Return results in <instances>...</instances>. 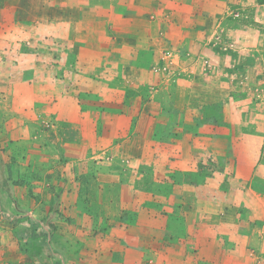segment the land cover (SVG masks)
I'll return each mask as SVG.
<instances>
[{
  "label": "rangeland",
  "instance_id": "obj_1",
  "mask_svg": "<svg viewBox=\"0 0 264 264\" xmlns=\"http://www.w3.org/2000/svg\"><path fill=\"white\" fill-rule=\"evenodd\" d=\"M102 1L29 0L27 13L0 20V264H122L118 246L143 218L172 264L189 234L190 264L212 241L225 260L240 257L225 234L264 218L234 205L248 200V135L264 138L248 125L256 112L264 123V0H134L124 38L136 46L104 25L118 17ZM205 25L217 26L210 40ZM218 81L222 106L237 105L232 172L196 138L202 118H227L197 91ZM189 125L199 145L186 144ZM216 186L237 218L204 221L186 204Z\"/></svg>",
  "mask_w": 264,
  "mask_h": 264
},
{
  "label": "crops",
  "instance_id": "obj_2",
  "mask_svg": "<svg viewBox=\"0 0 264 264\" xmlns=\"http://www.w3.org/2000/svg\"><path fill=\"white\" fill-rule=\"evenodd\" d=\"M29 0H0V16L3 15V19H0L2 21H14L15 18H13L14 15H20L23 13H27L29 10ZM60 1V0H58ZM71 0H69L70 2ZM74 1H72L73 3ZM56 3V1H54ZM53 2L52 4L55 5ZM59 3V2H58ZM102 3L105 5V7L109 8L112 11H115L117 13V19L113 21L112 19H106L107 22H105V26H109L111 32L115 36L116 40L124 44L126 41H129L132 45H138L137 39H131L129 36L127 40H125L126 33L124 32L128 28H133L134 25L132 24V20L136 19L137 17L132 16L131 13H136L137 11L133 9L132 4L134 3V0H103ZM76 6V4H73ZM126 6V7H125ZM219 6V4H218ZM110 12V11H109ZM125 13L131 14V16L128 18ZM108 13V11H107ZM147 14H150V10H146ZM122 14V15H121ZM135 21V20H134ZM6 27V26H5ZM205 29H207V25L204 26ZM214 28H217L216 25H212V27L208 28L210 29L209 36H207V40H210V35L214 33ZM5 32V31H4ZM6 33V32H5ZM4 33V38H1L3 36H0V44H6V34ZM11 35V33H10ZM205 36V34H204ZM11 38H9L10 40ZM123 40V41H122ZM125 40V41H124ZM152 40V41H151ZM11 41V40H10ZM117 42V44H119ZM156 40L154 38H150L149 45L155 44ZM12 42L9 43L11 45ZM199 46V45H198ZM193 50H196V48H192ZM203 49V48H202ZM6 52V50L4 51ZM9 52V51H8ZM218 85L213 86H200L198 87L197 91L203 94H211L209 99H205V104L211 102H216L219 104L220 108H223L225 110V113L227 114V118H225L222 122V115L216 119V121H212L209 125V121L205 118H202L199 122V126L197 127V133L198 136H196L197 139H201L202 143H206L211 145L208 149L205 147H202V150L204 152L212 151L216 156L217 155H226V165H227V172L234 171V167L236 166V160L234 159L236 157V135L237 131L234 126L232 112V109L236 108V104L234 101L230 100L228 102H225L222 106L221 100V92L223 90L221 89L222 85L220 81L217 82ZM245 105V104H243ZM188 112L190 110H187ZM196 115L199 117L200 110L196 111ZM187 114V113H186ZM262 116V113H253L252 115L248 114V125L250 131H254V133L257 134H264V123L263 119L259 118ZM195 117L194 115L190 114L187 118ZM203 117V116H201ZM143 119V118H142ZM150 120H154V117H148ZM194 123V120L192 119V123ZM188 124V123H187ZM221 124H223L225 127L221 128ZM258 128H257V127ZM186 133H182V136H184V140L187 145L192 142H196L199 145V141H194V138H192L193 134H190V125L187 128ZM249 133V132H248ZM195 136V135H194ZM254 140V142H253ZM247 141V140H246ZM199 150V147H198ZM219 156V157H220ZM255 156V157H254ZM262 156V158H261ZM261 158L262 162L261 165L258 164V159ZM248 200L244 199V202L239 201L235 202L234 205H244L245 208L248 209V218L255 217L254 213H258L259 215L264 214V138L256 139L254 137H250L248 135ZM216 180V183H215ZM217 178L213 180L212 185H218ZM208 186V185H207ZM207 186H204L207 188ZM214 188V187H212ZM219 187L216 186V189H213V195L211 198H196V201L194 202V199H190L189 195H186L187 203L188 205L195 204L198 206L199 214H202V218L205 220H231L230 218H237V214L235 212L236 207H229L227 214L223 211L222 205L228 204L221 202L218 193L216 190H218ZM186 193L189 194V189L185 187L184 189ZM188 190V191H187ZM229 205V204H228ZM236 205V206H237ZM212 207L213 212H208L206 208ZM254 212V213H253ZM211 213V214H210ZM144 216V214H143ZM209 216V217H208ZM264 216V215H263ZM145 217V216H144ZM262 216H259L258 219L254 220V222L257 223L254 224L252 229H242L240 230V234L235 236L233 234L227 233L225 235H228V239L230 241L237 243L233 244L229 241V247H233L234 255H237L239 253L241 256L238 257H232L229 256L226 260L224 257H222L221 251H223V248L220 246L221 244L212 241L211 244L202 245V250L199 251V259L197 260V264H264V218ZM261 218V219H259ZM245 218V220H249ZM263 223V224H262ZM152 222H145V218L140 220L139 226H133L127 229L125 233V244L124 247H119L118 250H120L123 253L121 263L122 264H172V254L168 256H162V252L158 250L159 244L154 240V233L153 228L150 227ZM251 225V221L249 222ZM196 235H198L201 239L204 238L205 232L203 234L202 231H197ZM189 238H192L189 234V237L187 239H182V242L179 243V245L182 247L181 250L178 251V253H181V260L180 264H190L189 259L187 257V247L189 245ZM209 238V237H208ZM204 244V241H203ZM168 250H164V252L172 253L174 250L171 247H166ZM176 252V251H175ZM224 253H228V251H225ZM184 254V259H183ZM217 256V257H216Z\"/></svg>",
  "mask_w": 264,
  "mask_h": 264
}]
</instances>
